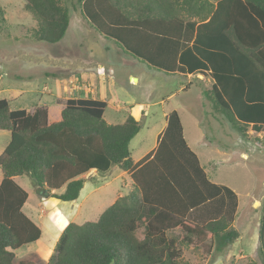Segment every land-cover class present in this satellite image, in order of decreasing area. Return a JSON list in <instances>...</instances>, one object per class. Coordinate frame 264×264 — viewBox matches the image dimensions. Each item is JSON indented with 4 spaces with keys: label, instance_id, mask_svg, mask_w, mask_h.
Instances as JSON below:
<instances>
[{
    "label": "trees",
    "instance_id": "obj_1",
    "mask_svg": "<svg viewBox=\"0 0 264 264\" xmlns=\"http://www.w3.org/2000/svg\"><path fill=\"white\" fill-rule=\"evenodd\" d=\"M70 1L96 31L136 59L169 75L209 79L204 96L243 136L249 128L264 131V0ZM24 9L36 21L38 42L65 37L70 16L61 0H25ZM4 15L0 5V21ZM107 107L104 100L71 98L61 119L49 124L46 107L13 110L0 100V131L10 133L0 155V264H190L184 247L212 239L223 252L239 238L226 217L191 219L223 190L232 193L207 181L181 138L176 113L157 149L136 163L130 143L146 115L113 125L104 118ZM112 169L130 175L128 194L97 220L67 225L48 260L18 257L40 242L42 229L24 212L29 194L15 178L29 176L38 192L75 202L90 176ZM174 230L180 233L171 235ZM259 244L264 264V210Z\"/></svg>",
    "mask_w": 264,
    "mask_h": 264
},
{
    "label": "rangeland",
    "instance_id": "obj_2",
    "mask_svg": "<svg viewBox=\"0 0 264 264\" xmlns=\"http://www.w3.org/2000/svg\"><path fill=\"white\" fill-rule=\"evenodd\" d=\"M61 1L69 8L70 26L60 42L51 44L36 40V21L25 11V0H0L5 9L0 21V100L7 99L13 110L33 112L46 107L49 124L59 121L68 98L108 102L104 118L113 125L142 112L146 115L142 129L130 143L134 160L155 148L158 136L168 128L169 117L176 113L181 138L207 181L232 193L228 196L223 190L191 219L206 222L210 216L226 217L240 234L223 254L215 250L212 240L184 247V260L190 264H262L258 250L264 210V131L249 128L243 136L213 111L203 94L211 87L207 79L198 77L188 85L181 75H169L136 59L96 31L79 10H73L70 0ZM208 2L215 4L216 0ZM183 85H188L186 90H180ZM9 141L10 134L0 131V155ZM17 182L29 194L24 212L43 232L41 241L21 249L18 257L39 261L52 256L67 225L97 220L118 196L131 191L132 184L128 174L112 169L106 175L90 176L79 198L64 202L38 192L29 176L18 177ZM64 191L65 187L52 193ZM255 202H259L257 207ZM179 233L174 230L171 235ZM138 237H143L141 231Z\"/></svg>",
    "mask_w": 264,
    "mask_h": 264
},
{
    "label": "crops",
    "instance_id": "obj_3",
    "mask_svg": "<svg viewBox=\"0 0 264 264\" xmlns=\"http://www.w3.org/2000/svg\"><path fill=\"white\" fill-rule=\"evenodd\" d=\"M70 26V25H69ZM69 29V28H68ZM125 54V53H124ZM177 75V74H176ZM182 77H184L186 80H187V83H188V85H191L192 84V80L193 79H196V78H198V77H203V78H205V79H207L206 77H204V76H202L201 74H189V75H181ZM132 78H134V77H131V80L133 81V79ZM209 82H210V80L209 79H207ZM188 85H183L181 88H180V90H186V87L188 86ZM82 98H90V97H82ZM68 99H71V98H68ZM92 99H99V98H92ZM67 100V99H66ZM101 100V99H100ZM35 111V110H34ZM28 112H30V111H28ZM143 116V114H142V112H141V114H139V117H137L136 119L137 120H140L141 119V117ZM60 119H61V116H60ZM59 119V120H60ZM127 119V118H126ZM125 119V120H126ZM54 122H56V121H54ZM53 122V123H54ZM125 122V121H124ZM122 124V123H121ZM10 134V133H9ZM162 134V133H161ZM160 136V135H159ZM159 136H158V138H159ZM158 141V140H157ZM156 146H155V148L154 149H152V151L150 150L149 152H146V153H144L142 156H140L138 159H136V160H134L136 163L137 162H139L141 159H143L146 155H148L149 153H151V152H154L156 149H157V146H158V142H157V144H155ZM3 153V152H2ZM122 173L124 174V173H126V172H124V171H122ZM126 174H128V173H126ZM128 176H130L129 174H128ZM17 179H18V177L17 178H15V180L17 181ZM130 179H131V177H130ZM131 181H132V179H131ZM1 182V181H0ZM132 184H133V181H132ZM132 184H131V189H132ZM121 196H124V195H121ZM121 196H118V198L119 197H121ZM117 198V199H118ZM29 199V198H28ZM116 201V200H115ZM114 201V202H115ZM27 203V202H26ZM25 203V204H26ZM25 206V205H24ZM24 208V207H23ZM29 216V215H28ZM30 217V216H29ZM31 218V217H30ZM32 219V218H31ZM33 220V219H32ZM34 221V220H33ZM35 222V221H34ZM36 223V222H35ZM37 224V223H36ZM38 225V224H37ZM39 226V225H38ZM40 227V226H39ZM41 228V227H40ZM237 230V229H236ZM238 231V230H237ZM239 232V231H238ZM43 233V232H42ZM60 237V236H59ZM59 239V238H58ZM210 240H212V239H210ZM41 241V240H40ZM58 241V240H57ZM213 241V240H212ZM34 244H32L31 246H33ZM232 245V244H231ZM30 247V246H29ZM229 247V246H228ZM227 247V248H228ZM214 248H215V243H214ZM226 248V249H227ZM225 249V250H226ZM224 250V251H225ZM224 251L223 252H219V253H224Z\"/></svg>",
    "mask_w": 264,
    "mask_h": 264
},
{
    "label": "water",
    "instance_id": "obj_4",
    "mask_svg": "<svg viewBox=\"0 0 264 264\" xmlns=\"http://www.w3.org/2000/svg\"><path fill=\"white\" fill-rule=\"evenodd\" d=\"M134 82H138L136 78H132ZM46 191H41V194L45 193ZM259 205V202L254 203V207H257Z\"/></svg>",
    "mask_w": 264,
    "mask_h": 264
}]
</instances>
